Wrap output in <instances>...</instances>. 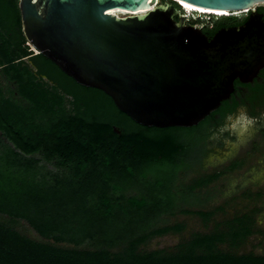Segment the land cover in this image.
Wrapping results in <instances>:
<instances>
[{"label": "trees", "instance_id": "obj_1", "mask_svg": "<svg viewBox=\"0 0 264 264\" xmlns=\"http://www.w3.org/2000/svg\"><path fill=\"white\" fill-rule=\"evenodd\" d=\"M208 18L190 23L212 37L240 17ZM0 77V264H264V255L219 248H237L253 234L246 214L227 230L193 234L175 252L140 249L152 237L182 231V224L154 225L181 205L201 203L195 191L240 166L233 161L192 180L180 202L174 195L179 173L201 168L215 138L224 146L229 119L245 106L238 91L190 128L137 124L105 93L30 50L17 0H0ZM178 210L204 221L214 214ZM22 221L40 240L14 229ZM86 244L94 248H80ZM117 245L122 249H109Z\"/></svg>", "mask_w": 264, "mask_h": 264}, {"label": "water", "instance_id": "obj_2", "mask_svg": "<svg viewBox=\"0 0 264 264\" xmlns=\"http://www.w3.org/2000/svg\"><path fill=\"white\" fill-rule=\"evenodd\" d=\"M17 1L34 54L146 127L196 126L230 97L235 79L246 83L264 67V21L255 9L264 0ZM177 1L249 16L208 37L172 6Z\"/></svg>", "mask_w": 264, "mask_h": 264}, {"label": "rangeland", "instance_id": "obj_3", "mask_svg": "<svg viewBox=\"0 0 264 264\" xmlns=\"http://www.w3.org/2000/svg\"><path fill=\"white\" fill-rule=\"evenodd\" d=\"M169 2L168 0H164ZM164 1L159 0V3ZM194 19L200 18L203 23L209 22L208 16L193 15ZM2 85L5 79L0 77ZM16 96V95H15ZM228 129V130H227ZM230 136L223 139L224 146L218 143V138L213 140L210 146L213 152L203 160L201 168H192L179 173L174 191L177 201H182V188L192 180L214 171L224 170L236 161L240 166L234 170H228L211 185L200 191H195L201 203L194 206L181 205L180 208L193 210L214 211V214L204 221L199 216L180 214V208L174 214H164L154 227L170 224H182L184 228L178 233H167L152 237L140 247L145 251L175 252L179 244L188 241L195 233H210L215 230H227V223L235 216L249 215L253 221V234L237 248H229L227 244L220 245L222 250L232 251L235 254L254 253L264 255V117L261 122L249 118L245 111L240 110L236 116L228 122ZM129 194H134L130 192ZM196 197V196H195ZM186 200V199H185ZM190 204L194 201L188 199ZM196 202H194L195 204ZM180 204V203H179ZM2 218L0 217V220ZM14 229L26 235L30 239L40 240L35 232L25 223L13 225ZM61 247H68L61 244ZM101 247V246H100ZM122 245L109 248L111 251H119ZM80 248H94L91 245H83Z\"/></svg>", "mask_w": 264, "mask_h": 264}, {"label": "flooded vegetation", "instance_id": "obj_4", "mask_svg": "<svg viewBox=\"0 0 264 264\" xmlns=\"http://www.w3.org/2000/svg\"><path fill=\"white\" fill-rule=\"evenodd\" d=\"M255 9L260 15H262V19L264 21V4L257 6ZM248 16V12L240 14L238 16L240 18L236 21V23L231 24L228 27H235L243 24ZM197 25H199L198 22ZM199 27L202 30L204 29L202 25H199ZM234 90L238 91V96L241 97L243 101H245V106L240 107L238 111L240 112V110H243L246 112L249 118L255 120L257 123L261 122L262 118L264 117V67L260 69L259 72L246 83H242L238 79H235ZM256 92L259 94L258 100L250 103V97L255 95ZM250 112L255 113L257 116H251Z\"/></svg>", "mask_w": 264, "mask_h": 264}, {"label": "bare ground", "instance_id": "obj_5", "mask_svg": "<svg viewBox=\"0 0 264 264\" xmlns=\"http://www.w3.org/2000/svg\"><path fill=\"white\" fill-rule=\"evenodd\" d=\"M159 2V0H156L153 5H157ZM181 7L184 9V11H186V13L191 14L193 11H198V12H202V13H210V14H214V15H218V16H223V15H229V13H227V11H222V10H208V9H204L201 7H196L190 4H187L185 2L182 1H177ZM147 9V7L145 6L144 8H141L139 11H136L135 13H130V12H126L124 10L121 9H112L111 13H113L114 15H118V16H122V15H126V14H136V13H143L144 9ZM247 11V10H246ZM244 11V12H246ZM236 15V14H234Z\"/></svg>", "mask_w": 264, "mask_h": 264}, {"label": "clouds", "instance_id": "obj_6", "mask_svg": "<svg viewBox=\"0 0 264 264\" xmlns=\"http://www.w3.org/2000/svg\"><path fill=\"white\" fill-rule=\"evenodd\" d=\"M176 5L179 7V9H181L180 11L183 13V15H185L186 16V11H184V9L181 7V5L177 2L176 3ZM193 15H197V16H215V17H222V16H218V15H214V14H210V13H202V12H198V11H193L191 14H189V16H186V18H187V23L188 24H191L190 23V21H196V20H198V19H200V18H197V19H194L193 17ZM240 14H236V15H223V16H233V17H238ZM192 25H195V26H198L199 27V25H197V24H192ZM30 50H31V48H30ZM35 54H37V53H35Z\"/></svg>", "mask_w": 264, "mask_h": 264}, {"label": "built area", "instance_id": "obj_7", "mask_svg": "<svg viewBox=\"0 0 264 264\" xmlns=\"http://www.w3.org/2000/svg\"><path fill=\"white\" fill-rule=\"evenodd\" d=\"M186 16H189V14L187 13Z\"/></svg>", "mask_w": 264, "mask_h": 264}]
</instances>
